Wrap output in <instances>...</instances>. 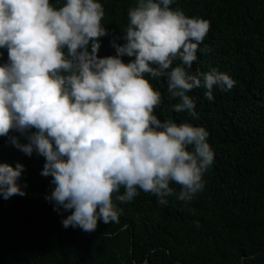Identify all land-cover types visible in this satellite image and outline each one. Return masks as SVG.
<instances>
[{
    "label": "clouds",
    "instance_id": "1",
    "mask_svg": "<svg viewBox=\"0 0 264 264\" xmlns=\"http://www.w3.org/2000/svg\"><path fill=\"white\" fill-rule=\"evenodd\" d=\"M173 3L136 0L124 43L114 38L115 55L99 57L108 31L97 0H64L59 7L50 0H0V49L7 51L0 63V137L26 156L44 158L40 174L52 185L44 198L57 213L70 212L61 220L66 229L92 233L98 221L118 224L117 202L139 191L166 205L168 197L188 202L203 190L214 160L208 132L158 119L162 94L145 77L164 78L169 98L178 101L172 109L194 119L188 93L202 86L212 100L214 87L228 91L236 81L216 68L191 71L197 53L210 51L199 47L210 22L187 17ZM22 171L20 163H0L4 200L26 195L17 183Z\"/></svg>",
    "mask_w": 264,
    "mask_h": 264
},
{
    "label": "trees",
    "instance_id": "2",
    "mask_svg": "<svg viewBox=\"0 0 264 264\" xmlns=\"http://www.w3.org/2000/svg\"><path fill=\"white\" fill-rule=\"evenodd\" d=\"M97 2L108 31L98 56H113L111 41L124 43L127 11L136 0ZM50 3L59 7L64 0ZM171 7L210 22L199 46L210 51L197 53L191 71L216 68L236 81L228 91L214 87L212 100L202 86L188 93L199 116L194 119L172 109L178 101L169 98L164 78L145 77L162 94L163 104L154 110L158 119L208 132L214 160L203 190L188 202L168 197L166 205L138 190L131 201L117 202L118 224L98 221L92 233L66 229L61 220L70 212L57 213L44 198L52 189L51 177L40 174L44 158L26 156L0 137V163L23 165L17 183L26 193L0 197V264H264V0H174ZM0 52L2 63L7 51ZM170 186L179 192L178 185Z\"/></svg>",
    "mask_w": 264,
    "mask_h": 264
}]
</instances>
